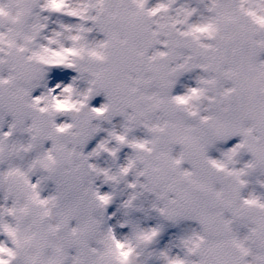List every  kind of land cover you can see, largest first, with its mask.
I'll list each match as a JSON object with an SVG mask.
<instances>
[{
	"label": "snow or ice",
	"instance_id": "obj_1",
	"mask_svg": "<svg viewBox=\"0 0 264 264\" xmlns=\"http://www.w3.org/2000/svg\"><path fill=\"white\" fill-rule=\"evenodd\" d=\"M0 264H264V0H0Z\"/></svg>",
	"mask_w": 264,
	"mask_h": 264
},
{
	"label": "rangeland",
	"instance_id": "obj_2",
	"mask_svg": "<svg viewBox=\"0 0 264 264\" xmlns=\"http://www.w3.org/2000/svg\"><path fill=\"white\" fill-rule=\"evenodd\" d=\"M64 20V22H71L70 18L67 17H63L61 18ZM55 25H53L54 27ZM77 73H75L73 70L71 69H65V68H56L53 69L49 72L48 74V86L49 87H55V85L57 83H70L72 78L74 76H76ZM185 82H188L187 80ZM44 89H38L34 95H39ZM59 91V89L57 90ZM105 102V98L103 95L98 96L96 98H94L92 100V104L94 106H99L101 103ZM61 119H64L63 117ZM104 127H109V125L104 124ZM104 134L102 133L101 136H103ZM101 136H98L96 139H94L93 141H91L90 143V147L88 146V151H91L92 148L95 147L96 143L99 141V139L101 138ZM236 141H230L227 145H219L218 147L220 148H226L231 146L232 143H235ZM128 152V149H125L124 152L121 153V160H123L125 158L126 153ZM215 155H218V153H214ZM102 166H107V163L104 160L100 161ZM100 181H97V184H100ZM109 187L107 185H104L102 188V191H109ZM119 201L117 202V204H113L110 208H109V214H111L112 212L116 211L117 205H118ZM119 213L117 214V217L113 218L112 221H110V223L115 224L117 222V219H119ZM141 219H144L143 217H141ZM157 221L155 219H151V220H144L145 224H149V225H154ZM183 227H188V225H182L180 227H168L166 232L163 234V237L160 241V247H164L165 245H167L173 238L175 235H177L180 231L181 228ZM120 231H122L123 233H127L128 229H121Z\"/></svg>",
	"mask_w": 264,
	"mask_h": 264
}]
</instances>
